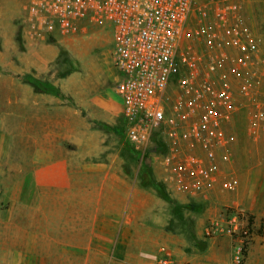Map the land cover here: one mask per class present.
<instances>
[{"label": "built area", "instance_id": "2783aa9c", "mask_svg": "<svg viewBox=\"0 0 264 264\" xmlns=\"http://www.w3.org/2000/svg\"><path fill=\"white\" fill-rule=\"evenodd\" d=\"M264 3V0H261ZM21 25L33 42L111 29L116 93L126 139L142 157L155 153L160 182L178 198L215 193L236 141L229 130L248 113L264 131V43L237 0H23ZM110 31V30H109ZM234 182H224L233 188ZM211 239L234 241L235 263L250 233L238 214L211 219ZM154 264H184L162 245Z\"/></svg>", "mask_w": 264, "mask_h": 264}, {"label": "rangeland", "instance_id": "374dc122", "mask_svg": "<svg viewBox=\"0 0 264 264\" xmlns=\"http://www.w3.org/2000/svg\"><path fill=\"white\" fill-rule=\"evenodd\" d=\"M22 1L0 0V49L5 54L6 63L20 61L19 53L22 51L24 38L21 25L24 14ZM237 2H240L241 16L245 23L254 29L264 43V3L261 0H237ZM101 30L105 34L102 41L107 48L103 51L108 50L111 53L112 31L103 27L91 28L87 33L65 38L62 41L59 39L44 42L68 46V49L64 46L65 49L55 62L52 72L55 74V81L59 82L61 78L66 79L67 97L73 106L75 98L95 95L100 90L101 84L114 81L113 68L106 63L102 48L97 47L99 46L97 39ZM109 58L111 61L110 56ZM28 75L33 76V74ZM21 77L10 71L0 72V262L1 258L11 259L12 254H16V250L26 254L28 236H31L32 231L36 229L34 227L38 226L44 234H47L49 226L53 227L55 230L53 234H56V239L62 244L45 250L56 255V260H62L64 224L68 211L61 210L59 206L56 211L33 210L34 194L39 193V185L32 163L33 119L31 111L28 118L26 115L25 118L23 117L19 99L32 95V91L25 88L23 83L26 82L24 77L23 79ZM116 85L117 80L114 83V86ZM262 100L264 101V96ZM118 101L120 102L119 98ZM250 124L251 118L248 113H244L235 119L229 128L236 137L231 147L232 164L223 167V175L215 193L210 200L203 202H190L182 198L180 202L177 196H172L166 190L158 177L154 163L155 153L152 152L142 157L133 149L126 139V124L121 114L114 124L105 123L103 128L101 127L103 130H95L96 132L90 139L88 160L90 162L93 160L107 163L111 160L119 162L121 176L131 181H135V177L140 179L142 165L149 167L156 182L157 194L161 198L177 203L174 207L177 213L173 218H170L172 205L161 203L155 206L153 215L160 220L158 226L154 225L155 232L158 233L157 238L164 240L166 237H171L175 243L174 246L180 251L166 243L167 241L161 244L173 248L184 264H264V218H262L264 212V131L258 138H255L251 134ZM61 147L56 146L58 149L56 153L60 158L62 154L67 158V155L75 152L76 149L73 145L66 144L65 151L62 152ZM96 149L101 151L100 156H96V152H93ZM71 161L69 157L70 165ZM55 171V183L51 186L52 192L58 191L61 196L64 192V184L60 182V170ZM230 179L234 182L233 188L227 189L224 187V182ZM43 191L47 192L48 188L40 189V192L43 193ZM179 202L182 204L178 205ZM86 213L90 222L94 220L93 213L96 211H86ZM112 213L113 211H99L98 216L107 220L113 216ZM147 213L139 211L141 218L131 211H121L122 239L136 238L135 227H138L143 235L147 231L144 224L147 223L148 226L153 227L148 220L150 216L146 215ZM234 213L244 221L250 233L245 239V254L240 263H235L234 241L231 237L220 235L211 239L205 234L206 226L211 219L227 218ZM46 264L63 263L59 261Z\"/></svg>", "mask_w": 264, "mask_h": 264}, {"label": "crops", "instance_id": "0c3cea01", "mask_svg": "<svg viewBox=\"0 0 264 264\" xmlns=\"http://www.w3.org/2000/svg\"><path fill=\"white\" fill-rule=\"evenodd\" d=\"M104 37L105 34L101 30L97 47H101L102 52L103 49H107L102 41ZM111 45L113 46L112 37ZM64 46L68 49L67 45L33 42L24 37L22 51L19 53L20 61L16 63H6L5 54L0 49V72L10 71L22 77L33 74L36 79L60 88L64 95L57 97L49 93H37L30 84L23 83L28 91H32V95L19 99L23 117L25 118L26 115L28 118L31 111L33 119L32 163L39 185L38 195L34 194L33 210L56 211L59 206L61 210L68 211L64 224L62 260H56V255L45 250L62 244L56 239V234H53L55 232L53 227L49 226L47 234H44L38 226L34 227L36 229L32 231L33 234L28 236L27 253L16 250V254H12L11 259L1 258L0 264H46L59 261L63 264H154V257L160 247L165 245L161 244L162 242L167 241L166 243L173 246L175 244L171 237L158 240L154 225L158 226L160 220L154 217V208L161 203L172 205L170 218H173L177 213L174 208L177 203L161 198L155 188L143 186L139 178L135 177V181H131L122 177L119 172V162L88 160L90 139L95 130H103L105 123L114 124L121 114V102L118 101L116 93L117 85L114 86L118 76L113 66V47L111 53L106 50L103 55L106 63L113 68L114 81L101 84L100 90L95 95L75 98L73 106L67 97L66 79L55 81V74L52 72L55 62L65 49ZM66 144L73 145L76 148L75 152L67 155V158L62 154L60 158L56 153L58 150L56 146H62L61 150L64 152ZM93 152H96V156H100L101 151L98 149ZM69 157L72 160L71 165L68 163ZM55 170H60V182L64 184V192L61 196L58 191L52 192ZM45 188H48L47 192H40V189ZM180 202L178 205L182 204ZM86 211H96L93 213L95 218L91 222ZM99 211H113V216L106 220L98 216ZM121 211H131L135 214L139 211L148 212L146 215L150 216L148 220L153 227L144 224L145 229L149 230L144 235L138 227H135L136 238L122 239ZM214 219L222 220V218ZM144 220L146 221L147 218L145 217Z\"/></svg>", "mask_w": 264, "mask_h": 264}, {"label": "trees", "instance_id": "16d2710c", "mask_svg": "<svg viewBox=\"0 0 264 264\" xmlns=\"http://www.w3.org/2000/svg\"><path fill=\"white\" fill-rule=\"evenodd\" d=\"M24 81L30 84L37 93H49L57 97L64 96L60 88L54 86L49 82H42L31 75H26L24 77ZM140 173H141V177H140L141 184L143 186L155 188L156 182L149 167L146 165H142L140 169Z\"/></svg>", "mask_w": 264, "mask_h": 264}]
</instances>
